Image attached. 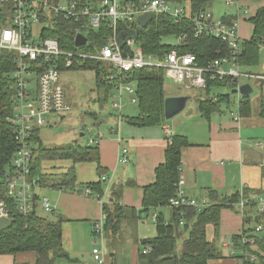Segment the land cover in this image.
<instances>
[{"label": "trees", "instance_id": "obj_1", "mask_svg": "<svg viewBox=\"0 0 264 264\" xmlns=\"http://www.w3.org/2000/svg\"><path fill=\"white\" fill-rule=\"evenodd\" d=\"M60 1V0H53ZM81 4L95 3L99 0H76ZM181 3L183 0H171ZM214 0H189L187 11L190 13L204 9L208 3ZM15 2L6 1L0 6L1 19L11 12ZM38 11L42 28L40 36L58 40L63 50L75 49L74 37L78 23L62 14L55 15L51 11H45L42 7L35 8ZM223 19L232 23L237 20L234 15H224ZM252 25V34L249 39L241 43L242 55L240 64L247 69H254L260 64L259 44L264 42V6L259 7L248 20ZM192 24L189 19L176 21L168 15H154L146 27L140 28L134 22L119 21L117 35H135L136 43L144 53L160 57L171 50L174 44L162 42L165 36H178L186 33L187 39L180 49L181 53L194 54L200 65L219 56L228 50L227 44L220 39L206 35L194 37ZM111 32L108 21L103 20L96 29H88L87 38L94 46L99 47L106 42V36ZM102 65L98 61H90L81 67L90 68L95 72L97 90L102 92L100 101L103 103L110 97V91L115 89L113 84L100 79L97 69ZM61 70L63 66L59 67ZM77 69V68H73ZM80 69V68H78ZM15 70L14 55L12 52L0 51V175L11 162L16 149L14 139V126L10 121L13 115L12 96L14 94ZM164 70L159 67L134 69L128 73L127 82L135 85V97L138 113L135 116H126L127 122L138 126H154L164 123ZM231 85L227 81H209L204 91V96L198 99V109L203 118L209 119L212 113L218 112L222 104L230 102L229 94H217L211 97L212 88ZM251 113L250 95L242 96L239 105V115L244 117ZM260 115L264 116V100L260 101ZM40 128L33 130L32 172L39 175L42 186H50L61 190H75L76 174L74 165L56 176L42 174V161L51 159L71 160L73 164L82 161L95 162L100 172L99 152L97 145H83L77 141H71L61 146L48 147L40 139ZM189 146L187 138L183 135H172L164 151V160L155 168L154 181L142 188L141 209L138 216H149L158 207H168L169 199L174 197L177 191V183L180 177L182 164V151ZM103 181L86 183L82 187H88L99 196L103 195ZM124 185L113 184L109 189V196L101 204L103 212L104 234L110 236H122L125 227L129 226L128 220L137 216L136 209L121 204V196ZM258 191L244 188L229 196H220L214 189H207L206 198L208 206L197 210L195 207H169L167 216L162 211L156 213L155 235L151 238L140 240L138 252L139 262L142 264H208L213 258L221 255L216 248L219 238L220 213L223 208H230L243 216L244 229L240 235H232L230 239L234 247L241 249L238 264H264V222L262 212L257 209L256 202L250 199V195H257ZM259 196V195H257ZM200 200V199H197ZM244 201V205L241 202ZM256 203V204H255ZM236 204L237 207H236ZM64 217L57 215L49 219L40 212L35 211L30 215H21L14 208L11 212L9 226L0 230V256L15 257L20 253H32L34 264H70L74 262L64 248L62 241V224ZM254 224L252 225V222ZM208 225L213 227V239L208 241L206 229ZM252 225L253 228L249 226ZM246 227V228H245ZM257 228H259L257 230ZM145 246L150 247L148 253H143ZM251 256H254L252 258ZM110 264V263H109Z\"/></svg>", "mask_w": 264, "mask_h": 264}, {"label": "built area", "instance_id": "obj_2", "mask_svg": "<svg viewBox=\"0 0 264 264\" xmlns=\"http://www.w3.org/2000/svg\"><path fill=\"white\" fill-rule=\"evenodd\" d=\"M14 2L11 13L5 15L1 19L3 22H0V51L12 52L15 61L13 115L10 121L14 126L16 149L9 166L0 175V219H7L9 222L13 208L21 215H30L35 211L54 213L56 210V205L47 196L38 194L41 178L32 172L35 145L31 138L35 127L49 123L47 115L62 116L70 112L65 92L59 84L61 65L64 68H73L82 67L90 61L102 63L97 74L102 81L115 87L118 101L113 100L112 107L118 110L117 123L123 119L120 112L122 95L124 93L131 95V101L136 103L135 85L127 82L128 73L134 69L162 68L166 78L176 86L187 90H204L209 81H227L234 84L239 94L241 78L264 82V42L259 44L260 64L254 69L243 67L239 62L243 39L239 33L238 20L228 23L223 17L215 18L206 8L189 14L184 5L171 0H99L88 5L76 0L57 2L16 0ZM226 2L243 6V16L248 20L250 15H253L249 6L241 3L240 0H226ZM37 7L76 21L78 26L75 34H82L91 44L75 46L73 50H63L57 39H42L40 36L42 27L38 29V33L35 32L36 25H42L38 11L35 9ZM145 13H151V19L154 15H168L176 21L189 19L194 37L206 35L220 39L227 44L228 50L224 54L217 50L218 57L200 65L194 54L181 53L178 49L187 39V34L183 33L174 36L176 39L174 48L160 57L144 53L136 43L135 35H124L123 40L119 39L116 31L117 24L121 20L134 22L139 26L137 17ZM103 20L108 21L111 32L106 36L104 45L96 47L87 38V31L98 28ZM32 82L35 83L33 87L30 86ZM241 101L242 96H239L237 109L232 112L237 118L240 116ZM162 127L165 135L170 139L172 136L170 127L167 125ZM82 130L83 128H80L78 131L82 132ZM110 131L116 134L117 129L113 126ZM102 139V132L95 131L88 137L86 145H97ZM126 152L127 149H123L122 162L127 161ZM100 180L106 183L108 189L110 180L105 176L100 177ZM183 184L184 179L180 176L176 194L169 199L168 207L192 206L200 210L209 205L206 199L197 200L187 196ZM75 190L82 195L97 198L101 204L104 202L102 196L92 192L88 187L78 190L76 186ZM241 205H244V201ZM151 218L156 222V213ZM93 237L95 246L92 248L91 256L98 264H106L104 251L100 245L104 238L103 218L95 222ZM149 251V246L143 248V253Z\"/></svg>", "mask_w": 264, "mask_h": 264}, {"label": "crops", "instance_id": "obj_3", "mask_svg": "<svg viewBox=\"0 0 264 264\" xmlns=\"http://www.w3.org/2000/svg\"><path fill=\"white\" fill-rule=\"evenodd\" d=\"M6 1L16 0H0V6ZM240 2L247 4L251 13L252 11L255 13L259 7L264 6V0H240ZM234 16L237 17L238 27L243 20H248L243 15ZM251 34L252 29L247 39ZM258 83L261 85V90L256 99H251V113L248 116L237 118L232 111L227 113L221 105L220 110L212 113L207 120L201 116L198 109V99L202 97L201 95L196 97L195 103L187 111L189 96L165 94L166 96L185 95L188 97L184 109L179 112L180 114L178 113V116L176 114L170 123L138 126L127 122L124 117L115 125L116 134L110 131L115 122L106 125L104 120L100 125H96V129H101L103 134V139L97 144L100 172L95 162L82 161L73 164L71 160L57 159L49 166H55L58 163L62 167L61 171L50 173L51 169L47 166L50 161H45L42 164L41 173L58 176L74 165L78 190L80 185L96 182L102 176L110 180L111 186L122 183L124 188L121 204L135 208L137 214L127 223L139 231V223H145L148 218L144 215L138 216L141 209L142 188L154 181L155 168L164 160L165 148L172 137L169 139L163 131L162 126L167 125L172 135H183L189 142V146L182 151L180 168L186 195L195 199L207 200V189H214L220 196H229L237 192L241 193L244 188H251L259 192L257 194L259 196L250 195V199L257 203H255V210L259 209L263 213L262 222H264V116L260 115V101L264 100V82ZM233 87L235 89L234 85ZM217 88H212V97L220 94L214 93ZM238 96L241 95L238 94ZM80 136H83V132H80ZM71 141L78 142L76 139ZM86 142L87 140L85 143H78L86 145ZM123 149H127L126 162L121 161ZM103 185L102 198L106 201L109 189H106L105 182ZM45 189L51 192L50 200L56 205L55 212L65 219L62 224V241L67 253L75 259L70 264H97L91 257L90 249L94 224L103 218L100 201L91 195H82L76 190H61L42 185L38 194L43 195L41 191ZM160 211L168 216L170 208L158 207L151 213ZM220 214L219 238L216 241V248L221 256L210 259L208 264H238L237 255H241L242 250L234 247L230 237L242 233L245 226L243 216L230 208H223ZM249 227L253 228L252 225ZM206 230V237L208 241H211L213 239L212 225H208ZM154 235L155 224L153 235L145 238H151ZM122 237L104 234L103 240L99 242L104 251L106 264H117L118 255H121L123 264H142L139 262L138 252L140 240L145 238L141 232L135 233L130 242ZM79 244H83V249ZM80 255L83 256L84 261L78 258ZM0 264H34V255L32 253H20L15 257L1 255Z\"/></svg>", "mask_w": 264, "mask_h": 264}, {"label": "rangeland", "instance_id": "obj_4", "mask_svg": "<svg viewBox=\"0 0 264 264\" xmlns=\"http://www.w3.org/2000/svg\"><path fill=\"white\" fill-rule=\"evenodd\" d=\"M36 1H40V0H36ZM181 4L188 7L189 3L188 0H183ZM206 7L213 14L215 18H219L224 15H240V17L244 15L243 6H238L237 3L228 4L226 0L211 1ZM10 13L11 12H9V14ZM252 14H254L253 11ZM42 26L43 25H36V30L34 29L35 32L38 33V29H40ZM251 29L252 26L248 20H243L241 22L239 26V33L242 39H247L249 37ZM162 42L167 44H174L176 42V39L174 38V36L169 35L163 37ZM73 68H77V69H73ZM73 68L72 67L64 68L63 66L64 70L60 69L61 74L59 77V84L62 86L65 92L66 101L70 106V112H68L65 116L62 117H59V115L57 114L47 115L46 118L49 123L46 125H42L40 128V139L42 140L43 144H45L48 147L61 146L66 143H69L72 139H76L80 143H85V141L88 139V137H90V135L94 131L99 130L96 129L97 124L100 125L101 123H103L104 120L106 122L105 123L106 125H110L114 122L115 124L117 123L118 110L112 107L113 100L118 101V98L116 97L115 89L110 91L111 93L110 97L106 102L103 103L104 105L102 106V103L100 101V98L102 97V92L97 90L94 70L90 68L83 69L81 67H73ZM242 70H246V69H242ZM239 82L240 85L243 83H250L252 85L253 91L250 93V99H256L258 97L261 90L260 89L261 85L260 83H258L260 81L254 79L248 80L241 78ZM34 84L35 83L32 82L30 86L33 87ZM163 88L165 94L167 95L185 94L189 96V101L187 104L188 107L186 108L187 111L188 109L190 110L189 107H191L192 104L195 103V99L196 97H198V95L204 96L203 90L181 89L166 77L164 80ZM263 91H264V87H263ZM214 93L229 94L230 102L226 104H222V107L227 113H229V111L232 112L236 111L239 96L233 86L231 85L220 86L216 90H214ZM113 96H115L114 99ZM210 96L211 97L213 96L212 92ZM131 98L132 96L127 93H124L122 95V100H121L122 109L120 112L123 118L126 116H135L138 113L137 104L133 103L131 101ZM179 114H177L176 116H178ZM176 116H173L170 119L165 120L164 122L170 123L172 119H174V117ZM115 124L113 126H115ZM80 128H83L82 130L83 136H80V132L78 131ZM99 131L102 132L101 129ZM45 161H50L47 164V166L51 169L50 173H58V171H61L62 167H60L58 163L55 164V166H49L52 163L56 162L57 159L43 160L42 164ZM110 186L111 183L109 184L108 189H110ZM81 188L82 185H80L79 189ZM41 192L43 195L47 196L50 199L51 192L48 189L42 190ZM39 212L45 215L49 219H54L57 216L56 212L54 213H45L42 211ZM154 213H151L148 216V218L145 220V223H139L138 225L139 231L132 228L131 224H130L131 226L125 227V230L123 231L122 234L123 236L122 238L129 240L127 242H130V239H132L135 233L137 234L138 232H141L144 238L150 237V235L152 236L154 233V222L152 221L151 217ZM253 224L254 221L252 222V225ZM91 238H92V246L90 250L92 251L94 237L92 236ZM79 245L80 248L83 249V244H79ZM84 249L89 250L88 248H84ZM78 258L82 261L85 260L82 255H80ZM117 259H118L117 264L124 263V261L121 259V255H118Z\"/></svg>", "mask_w": 264, "mask_h": 264}, {"label": "water", "instance_id": "obj_5", "mask_svg": "<svg viewBox=\"0 0 264 264\" xmlns=\"http://www.w3.org/2000/svg\"><path fill=\"white\" fill-rule=\"evenodd\" d=\"M152 17L151 13H145L137 17V22L139 23L140 28L146 27ZM125 36H122L119 39L124 40ZM75 46H81L83 44L90 45L91 43L86 41L85 36L82 34H76L74 39ZM253 88L250 83H243L239 86L238 92L241 96H247L252 92ZM188 97L185 95L180 96H167L164 99V119H170L179 112H181L186 104ZM9 221L7 219H0V230L9 226Z\"/></svg>", "mask_w": 264, "mask_h": 264}]
</instances>
